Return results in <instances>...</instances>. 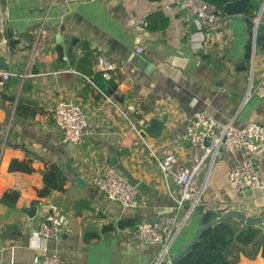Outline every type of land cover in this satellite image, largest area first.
<instances>
[{
  "label": "crops",
  "instance_id": "0c3cea01",
  "mask_svg": "<svg viewBox=\"0 0 264 264\" xmlns=\"http://www.w3.org/2000/svg\"><path fill=\"white\" fill-rule=\"evenodd\" d=\"M246 1L257 5L253 22L264 1ZM156 12L168 25L147 31L145 19ZM0 17L5 22L0 57L7 65L0 71L12 74L0 88V199L9 190L19 194L13 207L0 203V264H34L46 251L56 253L62 264H151L159 246L134 242V227L117 224L154 222L174 211V185L162 177L155 157L170 154L187 166L184 135L192 115L208 113L235 127L264 124V87H258L264 41L255 43L264 31L253 34L252 28L250 37L244 15H226L218 33L199 31L182 0H0ZM263 20L264 8L259 23ZM67 36L79 40L71 53L63 42ZM99 57L110 65L116 85L105 94L92 82L102 72ZM60 100L75 101L85 114L86 136L78 147L64 144L56 128ZM129 121L141 122V137ZM238 159V153L221 151L200 174L202 212L197 208L185 219L182 211L161 264L194 240L206 212H212L210 218L232 210L264 216V190L237 196L226 184L225 173ZM13 160L29 162L32 172L8 171ZM50 164L60 165L67 182L62 192L39 198ZM260 170L264 182V155ZM110 171L136 190L134 208L110 202L92 185V177ZM76 178L84 183L80 188ZM47 219L63 229L56 239L43 241L35 231ZM107 226L113 228L104 232ZM230 259L264 264L258 244L236 246Z\"/></svg>",
  "mask_w": 264,
  "mask_h": 264
},
{
  "label": "built area",
  "instance_id": "2783aa9c",
  "mask_svg": "<svg viewBox=\"0 0 264 264\" xmlns=\"http://www.w3.org/2000/svg\"><path fill=\"white\" fill-rule=\"evenodd\" d=\"M64 4L79 3L81 0H60ZM264 1V0H263ZM182 7L187 17H195L199 31L218 33L225 24L226 15L222 8L205 0H182ZM264 3L258 9L253 20V34L257 31ZM264 24V20L262 22ZM4 18L0 17V32L4 29ZM38 34L39 32H35ZM137 53H141L137 50ZM102 69V77L110 79V65L104 58L97 59ZM258 72V87H264V63ZM12 77L10 72L0 71V88ZM249 94L245 100H248ZM107 100L109 98L106 97ZM110 101V100H109ZM125 118L126 113L119 110ZM54 120L61 141L70 147L80 146L86 136L87 122L83 109L73 100H60L56 103ZM134 134L141 137V122L134 124L129 121ZM188 144L189 158L187 166L177 163L173 155L163 158L155 157L156 165L164 179L171 178L174 191L170 193L174 201V211L155 222H140L130 232L134 242L143 245L159 246V253L151 264H161L168 252L178 219L185 210V219L201 206V194L204 188L198 186V177L212 167L216 155L238 153L239 159L225 173L228 188L237 196H245L249 192L264 190L261 178L260 159L264 155V124L252 123L243 127H235L231 123L222 122L215 116L198 112L189 119L184 135ZM208 143V146L205 145ZM2 149L0 150L1 155ZM91 183L110 202H116L125 208L136 206V190L123 176L110 171L105 175H95ZM63 225L59 221L44 220L40 222L35 235L43 241L56 239ZM6 264H13L12 262ZM34 264H62L56 253L44 252L34 258Z\"/></svg>",
  "mask_w": 264,
  "mask_h": 264
},
{
  "label": "trees",
  "instance_id": "16d2710c",
  "mask_svg": "<svg viewBox=\"0 0 264 264\" xmlns=\"http://www.w3.org/2000/svg\"><path fill=\"white\" fill-rule=\"evenodd\" d=\"M205 1L222 8V0ZM230 1L235 2L237 0ZM256 7V4L251 3L245 7L243 13L250 37H252V19L253 12ZM144 25L145 29L150 32L164 31L168 25V19L162 12H156L146 17ZM10 36L11 35L8 34L9 38ZM9 44L10 46H14V42L11 40H9ZM250 51L251 39L246 45V59L249 58ZM109 74V80H105L101 73L97 74L92 79L96 88L104 94L107 91V88L111 90L116 89V85L113 80L114 75L111 71ZM10 101H13V98H10ZM8 171L31 173L32 168L30 167L29 162H19L17 160H13L8 167ZM42 181L43 188L37 191L39 198L48 197L53 191L62 192L67 182V177L58 165L50 164L47 165L46 170L42 174ZM18 198V192L9 190L2 195L0 203L6 205L7 207H13L18 201ZM219 217V215L212 216L210 221ZM135 224L136 221L121 220L118 222L117 227L124 229L135 227ZM112 228L113 226H107L104 227L103 231H110ZM254 244H258L261 258L264 260V224H251L241 220L229 218L205 229L188 251H186L174 264H236L235 261L230 259L232 250L235 249L236 246L247 247Z\"/></svg>",
  "mask_w": 264,
  "mask_h": 264
},
{
  "label": "water",
  "instance_id": "95a60500",
  "mask_svg": "<svg viewBox=\"0 0 264 264\" xmlns=\"http://www.w3.org/2000/svg\"><path fill=\"white\" fill-rule=\"evenodd\" d=\"M248 5L249 4L247 3L246 0H237L235 2H231L230 0H222V9H223L225 15H227L229 17L242 18L243 13H244V9ZM263 31H264V24L259 23L257 26V33L260 34ZM57 40L62 41V38L57 37ZM78 41L79 40L77 38H74L72 36H67L64 38L63 42L67 45V52L68 53H71L73 47L78 43ZM263 41H264V37L260 39L259 35L256 36L255 43H263ZM6 69H7V65L4 63L3 59L0 57V70H6ZM205 145L208 146V143L205 142ZM58 166L60 167V165H58ZM74 184L78 188H80L81 186L84 185L83 181L80 178H76ZM199 212H202V208H199ZM211 215H212V212H206L205 214L202 215V219H201L202 227L200 228V230L196 234L194 240L187 246V248L181 254L174 257L167 264H174L178 259H180L182 257V255L186 251H188V249L193 245V243L198 239L200 234L205 229L209 228L210 226H212L214 224H217L220 221H223V220H226L229 218H233V219L241 220V221L251 223V224H257V225L264 224V216L263 217H249V216H246L245 214H243L242 212H239L236 210L229 211V212L221 215L219 218H217L213 221H209V218Z\"/></svg>",
  "mask_w": 264,
  "mask_h": 264
}]
</instances>
